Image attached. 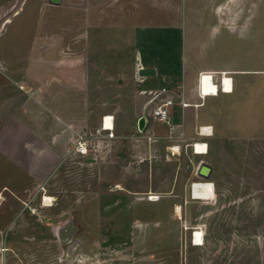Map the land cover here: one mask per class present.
Wrapping results in <instances>:
<instances>
[{
  "label": "rangeland",
  "instance_id": "374dc122",
  "mask_svg": "<svg viewBox=\"0 0 264 264\" xmlns=\"http://www.w3.org/2000/svg\"><path fill=\"white\" fill-rule=\"evenodd\" d=\"M184 5L195 7L187 21L193 56L232 74V91L188 95L179 139L148 141L132 129L83 156L75 138L94 133L101 104L91 102L84 74L62 76L57 64L35 60L42 47L34 36L58 27L61 6L0 0V87L20 90L0 104V264H264V0ZM113 82L119 89L117 75ZM154 126L156 135L167 132ZM199 126L212 133L199 135ZM201 141L206 154L192 148ZM201 162L212 167L207 178L197 173ZM196 180L212 182L214 196L191 198ZM44 194L52 205L42 204ZM73 211L84 228L62 246L59 225ZM196 230L202 245L192 244Z\"/></svg>",
  "mask_w": 264,
  "mask_h": 264
},
{
  "label": "crops",
  "instance_id": "0c3cea01",
  "mask_svg": "<svg viewBox=\"0 0 264 264\" xmlns=\"http://www.w3.org/2000/svg\"><path fill=\"white\" fill-rule=\"evenodd\" d=\"M184 3L186 0H94L87 5L73 7V10L68 5L53 4L61 6L62 17L55 30L51 29L53 25L48 26L43 34L46 38L34 36V46L42 47L41 51L37 49L35 60L57 64L62 76H67L69 69L74 70L78 80L84 74L91 102L101 104V110L95 117L98 125L102 115L111 114L114 118L113 138L120 141L132 137L130 131L138 130L137 120L146 100L140 90L182 85L187 101L188 95L197 92L200 73L215 76L220 71H227L193 56L187 21L189 10L195 7L186 8ZM127 46L130 54L125 52ZM142 66L154 67L155 74L139 75ZM116 75L119 89L114 87L113 77ZM79 87L78 92L83 93L82 85ZM134 88L144 98L135 97ZM69 89L63 86L60 93L66 94ZM115 91L120 95L111 97ZM0 92L10 95L7 98L4 95V99L2 95V104L4 100L13 102L12 98L20 90L9 84L1 86ZM99 93L108 97L99 101ZM187 107L176 104L173 108V120L183 124L180 138L185 132L183 116ZM166 134L156 135L155 140L167 137Z\"/></svg>",
  "mask_w": 264,
  "mask_h": 264
},
{
  "label": "built area",
  "instance_id": "2783aa9c",
  "mask_svg": "<svg viewBox=\"0 0 264 264\" xmlns=\"http://www.w3.org/2000/svg\"><path fill=\"white\" fill-rule=\"evenodd\" d=\"M225 74L231 80L230 91H232L233 78L227 71H220L215 76L212 73H200L197 81L198 96L200 98H203L205 96V94L202 93L199 89L200 82L204 76L209 77V81L211 83H214L217 91L230 92V91H225L223 85ZM140 92L146 95V100L144 103L145 127L142 130L145 131V133H143V137L146 138L148 141H154L156 139V135L153 130V123L159 121L167 126L166 135L168 138L172 140L179 139L183 131V124L182 122L176 123L173 120V108L176 104H179L181 107H186L193 104L185 100L183 86L176 85L173 87H169L167 85H161L156 88L143 89L140 90ZM194 105L196 104L194 103ZM107 117H110L111 124L109 125V127L106 128L105 126L107 125L105 124V122ZM113 128H114L113 115L111 114L102 115L100 119V125L96 128L94 133H88L86 129H82L78 133L77 137L75 138V147H74L75 153L83 156H88V155L91 156V154L97 153V150H101L105 146L102 145L104 140L103 137L106 138L114 137ZM198 132L200 135H204V136L210 135L212 133V128L211 126H199ZM201 142L206 145L205 150L207 151V142L206 141H201ZM193 143L195 144V142ZM196 181H193L191 183V188ZM150 194L154 195V193H149V196Z\"/></svg>",
  "mask_w": 264,
  "mask_h": 264
},
{
  "label": "bare ground",
  "instance_id": "6f19581e",
  "mask_svg": "<svg viewBox=\"0 0 264 264\" xmlns=\"http://www.w3.org/2000/svg\"><path fill=\"white\" fill-rule=\"evenodd\" d=\"M223 85L225 88V91H230L231 88V80L227 77V75H224V80H223ZM200 91L204 93L205 95H215L217 94L216 87L214 83H211L209 81L208 76H204L203 79L200 82ZM105 126L106 128L109 127L111 124L110 117L106 118ZM192 148L194 149L195 153H205L206 152V145L202 142H198L195 144L192 143ZM178 146V145H176ZM179 147V146H178ZM206 154V153H205ZM190 195L191 198L194 199H209L214 196V188H213V183L210 181H196L190 190ZM55 198V197H54ZM52 199L53 197L51 195L44 194L42 197V204L45 206H50L52 205ZM202 201V200H201ZM180 206L176 205L175 206V213L179 214L180 213ZM59 236V234H58ZM192 244L194 245H202L203 244V238H202V231H194L192 235Z\"/></svg>",
  "mask_w": 264,
  "mask_h": 264
},
{
  "label": "water",
  "instance_id": "95a60500",
  "mask_svg": "<svg viewBox=\"0 0 264 264\" xmlns=\"http://www.w3.org/2000/svg\"><path fill=\"white\" fill-rule=\"evenodd\" d=\"M49 3L59 4L62 0H48ZM139 75L148 76L154 75L155 69L154 67L142 66L138 71ZM145 127V108H143L141 115L137 120V128L138 130H143ZM124 150L121 149L119 151L120 155H124ZM212 167L206 162H201L198 166L197 173L202 177H209L211 173ZM84 228V225L78 220L77 212L73 211L69 214L67 218H65L59 225L58 234L60 238V242L62 246H65L68 242L72 241L78 232H80Z\"/></svg>",
  "mask_w": 264,
  "mask_h": 264
},
{
  "label": "trees",
  "instance_id": "16d2710c",
  "mask_svg": "<svg viewBox=\"0 0 264 264\" xmlns=\"http://www.w3.org/2000/svg\"><path fill=\"white\" fill-rule=\"evenodd\" d=\"M128 187V186H127Z\"/></svg>",
  "mask_w": 264,
  "mask_h": 264
}]
</instances>
